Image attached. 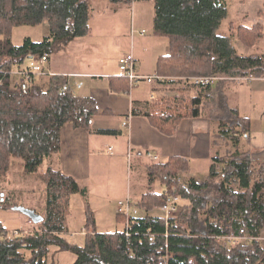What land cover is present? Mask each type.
Wrapping results in <instances>:
<instances>
[{
    "label": "trees",
    "instance_id": "obj_1",
    "mask_svg": "<svg viewBox=\"0 0 264 264\" xmlns=\"http://www.w3.org/2000/svg\"><path fill=\"white\" fill-rule=\"evenodd\" d=\"M107 1L117 7L131 6L137 0ZM151 1L154 34L167 38L170 46L169 55L158 61L157 76L174 78L167 85L200 76L215 81L194 86L195 96H161L146 105L134 104L132 115L149 119L160 132L172 136L184 119L202 117L204 111L210 114L213 155L209 173L204 179L182 180L191 166L181 157L149 166V184L158 180L166 189L161 193L150 190L137 199V215L127 218L117 213L124 224L122 232L98 233L90 215L84 242H69L65 234L72 196L87 198L88 189L61 169V133L66 126L90 132L99 114L97 103L74 93L61 75L26 78L17 74L21 81L16 84L12 78L15 70H26L44 56L51 72L52 56L91 33L92 2L0 0V182L8 179L17 159L27 176L38 173L45 186L42 223H31L11 238L0 223V264H54L50 262L53 248L75 255V264H160L166 256L168 264H264V162L253 156L251 119L229 107L222 93L229 81L264 78V56L238 49L239 44L248 51L254 48L264 38V29L235 26L229 21L228 0ZM45 23L50 34L41 42L27 37L21 45L13 43L15 28ZM215 88L220 96L218 109L212 110L209 94ZM174 188L181 198L180 211L166 221L164 212L155 215L153 211L162 212L166 193ZM13 195L7 194L3 202L0 199V206H12ZM242 230L261 240L229 245L215 240L240 235Z\"/></svg>",
    "mask_w": 264,
    "mask_h": 264
},
{
    "label": "crops",
    "instance_id": "obj_2",
    "mask_svg": "<svg viewBox=\"0 0 264 264\" xmlns=\"http://www.w3.org/2000/svg\"><path fill=\"white\" fill-rule=\"evenodd\" d=\"M90 1L95 2V0ZM111 8L115 13L126 12L128 14L130 12L129 6ZM242 10H246L247 13H243L242 22L245 24L240 25L264 29V0H249L247 4L241 5L240 11ZM246 18L249 19V23L246 22ZM104 24L108 27L104 32L105 36L119 33L120 24L117 25L115 22ZM43 26L45 38L50 32L47 23ZM133 26L131 25L132 30ZM91 27V33L88 36L74 40L65 50L52 56L48 65L51 73L65 77L64 80L74 93L95 99L99 110L98 116L93 119L90 132L75 129L72 126H66L62 130L60 166L63 172L73 176L83 187H86L88 195L90 194L89 183L93 184V179L97 182L103 180L112 168L111 166H115L120 161L123 163L132 160L138 170L145 171L156 163H167L173 157H181L190 161L189 178L202 175L201 171L211 166L213 155V121L210 114L204 111L202 117L184 119L177 133L172 136L160 132L149 119L132 115L133 106L137 103L140 106L146 105L148 102H156L161 96L167 98L181 94L195 96L198 90L190 87L191 79H187V83L183 80V83L167 85L166 81L174 78L158 76L160 78L151 83L142 81L135 87H131L130 82L122 76L119 68L120 58L128 51L122 52L120 49L113 58L98 61L93 60L91 54L87 53L91 46L95 45L93 40L97 35L96 26L91 24ZM128 34L129 28L126 30V38ZM156 40L154 39L155 43ZM149 44L144 43L143 50L139 52H135L132 45L130 51L136 60L137 73L143 77L159 75L158 61L170 53L168 43L165 44L166 47L163 50L158 52H152L151 44L150 48ZM250 53L264 56V38L254 48L249 49ZM248 80L250 86H254L249 89L251 147L254 158L264 162V101L261 100V97H264V78H249ZM248 80H232L225 83L223 87L230 84L238 85ZM213 92L216 95L217 89L215 88ZM258 100H261L260 104ZM231 108L237 107L231 106ZM128 121L129 126L124 127V123ZM110 148L112 152H109ZM147 154L157 156L158 159L148 158Z\"/></svg>",
    "mask_w": 264,
    "mask_h": 264
},
{
    "label": "rangeland",
    "instance_id": "obj_3",
    "mask_svg": "<svg viewBox=\"0 0 264 264\" xmlns=\"http://www.w3.org/2000/svg\"><path fill=\"white\" fill-rule=\"evenodd\" d=\"M249 0H228L230 7V21L238 26L243 23L246 10L241 9L242 4H247ZM116 8L108 3L107 0H95L92 2V22L91 24L96 26L95 45L91 46L87 52L91 54L93 60L98 61L100 59H111L121 49L122 52L129 54L133 47L135 52L142 51L144 43L151 44V51L158 52L163 50L168 43L167 38L157 36L153 31L154 20V3L151 0H137L134 1L130 7V12H117L115 13L112 8ZM249 10V9H248ZM245 11V12H244ZM115 22L120 24L118 34L104 35L107 25L104 23ZM246 22L249 23V19L246 18ZM133 26V30L131 29ZM248 25V24H246ZM129 28V34L126 38V30ZM44 26L29 27L23 26L15 28L12 34V41L15 45H21L24 39L29 37L33 41L41 42L44 38L45 30ZM131 30L132 36H131ZM145 31L143 36L141 32ZM132 37V38H131ZM156 40V43L154 42ZM126 40V42H125ZM153 41V42H152ZM102 44V45H100ZM105 44V45H104ZM149 44V48H150ZM122 47V48H121ZM127 49L126 51H123ZM238 49L241 53H248L242 45H238ZM86 51L87 48L85 47ZM18 70L13 72V83H20L21 78L17 76ZM200 77H194L191 79V87L196 86L195 80ZM217 88V86H216ZM254 86H250L249 80L244 81L238 85L224 86L222 93L226 96L229 107L236 106L240 114L245 117H249V98L250 90ZM218 95L216 92V98L214 93L209 98L212 101L215 98L214 103L211 101L209 108L212 110L218 109ZM220 96V95H219ZM264 101V97H261ZM261 100H258L260 104ZM259 112L261 113V107L259 105ZM103 180L97 182L93 179V184L89 183V195L88 198H84L80 194L73 195L71 199L70 212L67 217V233L65 238L76 244H82L85 239V235L89 231L88 221L90 215L95 219V226L98 233L113 234L116 232H122L124 230V224L118 219L117 209L118 203L128 198L136 201L140 196L152 190L153 192L161 193L166 187L157 180L155 185L149 184L146 170L141 171L137 169L135 162L132 160L129 162H118L115 166L112 165ZM210 167L201 171L202 175H197L198 178L204 179L210 171ZM38 172H41L38 171ZM189 174L181 175L182 180L189 178ZM14 193L10 199L12 206L5 207L0 206V223H2L8 231V237H12L14 232H21L31 227L30 220L23 214L13 211L15 205L23 206L28 209H33L37 213L43 216L45 198V186L41 181L39 174H33L27 176L24 172V167L20 160L14 159L12 169L8 179L4 182H0V199L2 195L4 197L9 193ZM163 212L158 210L153 211L155 215H162ZM164 214V213H163ZM144 216L145 213H140ZM264 237V230H263ZM50 262L54 264H75L76 256L68 252H58L53 248L50 256Z\"/></svg>",
    "mask_w": 264,
    "mask_h": 264
},
{
    "label": "built area",
    "instance_id": "obj_4",
    "mask_svg": "<svg viewBox=\"0 0 264 264\" xmlns=\"http://www.w3.org/2000/svg\"><path fill=\"white\" fill-rule=\"evenodd\" d=\"M141 36L145 34V31L140 33ZM47 63L48 59L47 56L42 57L41 60L39 61H33L29 64V68L23 71H19L17 74L25 76L26 78H29L31 74H37V75H52L51 72L47 70ZM119 68L122 73V76L129 80L131 87H135L142 81H148L149 83L155 81L156 79H159L160 77L155 76V77H143L137 73V68H136V61L135 57L132 53L124 55L123 57L120 58L119 60ZM215 81V78H207V77H201L197 78L195 80L196 85H201V84H209L213 83ZM66 90H63V94L65 93ZM129 126V121L124 123V127ZM109 152H112V148L109 149ZM148 158H152L154 160H157V156H153L150 154H147ZM180 203H181V198L177 194V190L174 188L171 192L166 193V201L165 204L161 207V211L164 212L166 221L169 220V218L177 216L179 211H180ZM118 214L124 215L127 218L137 215L139 213V210L136 207V203L133 199L128 197L124 201H120L118 203V209H117ZM168 223V222H167ZM168 225V224H167ZM128 229V226H127ZM18 234V232H15ZM126 238L130 237V233L128 230H126L125 234ZM166 238H168V234L166 233L165 235ZM215 240L218 244L222 245H229L231 243H235L238 241H243V242H258L261 240L260 238H255L252 236H248L245 230L241 231L240 235H229V236H218L215 237ZM160 264H168V257H163L160 261Z\"/></svg>",
    "mask_w": 264,
    "mask_h": 264
},
{
    "label": "water",
    "instance_id": "obj_5",
    "mask_svg": "<svg viewBox=\"0 0 264 264\" xmlns=\"http://www.w3.org/2000/svg\"><path fill=\"white\" fill-rule=\"evenodd\" d=\"M4 200H5V197H4V195H2L1 201L3 202ZM13 211L25 215L30 220V222L34 223V224H40L44 221L43 216L40 215L39 213H37L33 209H28V208L23 207V206L15 205L13 207Z\"/></svg>",
    "mask_w": 264,
    "mask_h": 264
}]
</instances>
